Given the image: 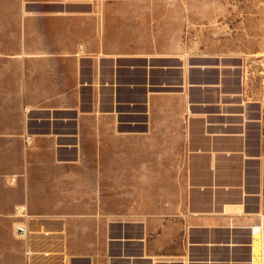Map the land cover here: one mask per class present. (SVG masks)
Listing matches in <instances>:
<instances>
[{"label": "crops", "instance_id": "obj_1", "mask_svg": "<svg viewBox=\"0 0 264 264\" xmlns=\"http://www.w3.org/2000/svg\"><path fill=\"white\" fill-rule=\"evenodd\" d=\"M95 1L0 0L23 15L19 32L0 31V216L21 218L14 234L28 224L15 237L26 264L260 260L264 232L252 236L251 227L264 224L263 113L221 94L201 79L211 69L191 60L173 57L165 68L170 59L155 58L149 67L148 48L91 45L81 33L57 44L26 22L39 7L79 28L80 6ZM40 37L51 44L32 43ZM90 97L88 127L77 103ZM85 134L91 192L62 157L84 147ZM88 196L92 205H81ZM87 207L100 215L90 228L80 224ZM54 215H69L78 234L67 239L63 222L51 230ZM40 244L56 248L34 250Z\"/></svg>", "mask_w": 264, "mask_h": 264}, {"label": "rangeland", "instance_id": "obj_2", "mask_svg": "<svg viewBox=\"0 0 264 264\" xmlns=\"http://www.w3.org/2000/svg\"><path fill=\"white\" fill-rule=\"evenodd\" d=\"M1 6L0 31L19 32L23 15L15 5ZM43 12L39 7L33 8L26 15L29 17L26 22L35 34H53L52 42L61 44L65 38L60 37L68 35L74 36L71 41L80 42L81 33L90 35L87 42L91 45L145 47L151 52L146 55L151 59L149 67L155 64L152 59L164 58L170 60L164 61L162 66L172 68L175 63L171 59L180 56L197 67L211 69L201 79L219 87L221 94L237 96L246 108L260 110L264 115V0H96L94 5L80 6L79 28L70 18L56 19ZM71 15V12L65 13V17ZM32 43L51 44L49 38L43 37L32 39ZM75 56L80 58V52ZM77 104L82 124L91 127V97ZM84 142L77 153L69 151L62 157L70 165V174L80 173L85 177L80 189L91 192V134L84 135ZM81 201V205H92L91 196ZM84 209L88 212L80 213V224L85 222L90 228L93 218L100 215H94L91 207ZM51 218L55 219L51 230L56 231L63 222L67 239L78 234L77 228H68L69 215ZM19 219L0 216V264L27 263L21 240L15 238L18 232L14 234L13 221ZM56 220L60 223H55ZM55 248L40 244L34 250ZM71 252V247L66 245V254Z\"/></svg>", "mask_w": 264, "mask_h": 264}, {"label": "built area", "instance_id": "obj_3", "mask_svg": "<svg viewBox=\"0 0 264 264\" xmlns=\"http://www.w3.org/2000/svg\"><path fill=\"white\" fill-rule=\"evenodd\" d=\"M21 217H27V214H21ZM16 230L20 236H26L29 232V226L26 223H20L17 225ZM261 230L264 232V225L262 220H260V223L255 224L251 227L252 236L257 232H260ZM247 264H264V244L262 245L260 260L255 261L252 254L250 260L247 261Z\"/></svg>", "mask_w": 264, "mask_h": 264}, {"label": "bare ground", "instance_id": "obj_4", "mask_svg": "<svg viewBox=\"0 0 264 264\" xmlns=\"http://www.w3.org/2000/svg\"><path fill=\"white\" fill-rule=\"evenodd\" d=\"M263 225H264V224H263ZM260 232H261V234L263 233L262 230H261ZM255 234H256V233H255ZM255 234H254V236H255ZM263 244H264V243H263ZM263 244H262V245H263ZM261 250H262V247H261ZM260 255H261V251H260Z\"/></svg>", "mask_w": 264, "mask_h": 264}]
</instances>
